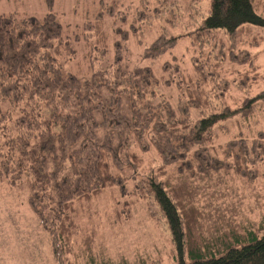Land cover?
I'll return each instance as SVG.
<instances>
[{
  "label": "trees",
  "instance_id": "obj_1",
  "mask_svg": "<svg viewBox=\"0 0 264 264\" xmlns=\"http://www.w3.org/2000/svg\"><path fill=\"white\" fill-rule=\"evenodd\" d=\"M44 1L48 7L53 4ZM106 9L112 16L114 7ZM173 9L168 12L180 15ZM103 12L99 6L89 25H102ZM137 16L142 28L150 14ZM159 30L143 49L139 65L126 63L120 41L112 45V61L102 65L98 61L107 51L104 29H96L104 38L98 39L103 48L89 53L81 44L78 58L53 12L40 17L0 14V179L10 186L28 185V205L50 235L54 259L63 264L68 240L80 227L73 203L108 187L124 192L130 178L123 172L142 161L132 149L153 148L159 167L156 174L135 181L136 190L149 196L165 219L175 264H264V232L252 230L245 239L231 231L233 242L216 255H199L189 246L193 260L186 261L184 252L202 211L193 202L190 182L167 176V166L177 165V173L187 177L226 169L251 181L254 166L264 164L262 130L252 134L239 129V138L218 144L221 160L212 154L214 147H208L214 127L264 110V88L251 92L263 78V68L236 45L254 33L264 39V8L258 9L254 0H209L206 14L186 34L193 53L198 49L187 73L162 60L178 36ZM214 38L217 49H201L216 45ZM74 57L89 67L87 72L68 70L67 61ZM228 69L232 75L225 74ZM172 83L177 106H171L165 91ZM230 86L245 92L240 105L226 102L223 95ZM210 95L215 103L209 102Z\"/></svg>",
  "mask_w": 264,
  "mask_h": 264
},
{
  "label": "rangeland",
  "instance_id": "obj_2",
  "mask_svg": "<svg viewBox=\"0 0 264 264\" xmlns=\"http://www.w3.org/2000/svg\"><path fill=\"white\" fill-rule=\"evenodd\" d=\"M161 1L53 0L52 6L48 7L44 0H0V14L40 17L47 11L53 12L78 58L81 57V44L88 47L89 53L103 48L98 39L104 38L96 29H104L107 51L97 60L102 65L112 61V45L117 41L124 45L122 53L126 63L139 65L143 49L158 35L161 27L178 36L177 43L162 60L178 65L183 72H190L192 56L198 53V49L193 53L186 34L194 30L206 14L209 0H174L170 6L161 4ZM254 4L258 9L264 8V0H254ZM99 6L104 9L102 25L90 26ZM108 6L114 7L112 16L106 14ZM173 8L180 15L168 12ZM140 12L144 16L145 12L150 14L142 28L140 23L143 22H138L137 16ZM240 40L237 47L251 53L256 64L260 65L258 67L263 68V78L251 91L255 93L264 88V39L260 40L258 33H254ZM214 41L216 45L208 43L201 49L206 52L217 49L219 44L215 38ZM66 67L76 73H85L89 68L85 63L76 62L75 57L67 61ZM229 70L225 74L232 75ZM165 91L169 94L167 99L171 106H177L175 84L166 85ZM223 96L234 107L240 105L245 92L230 86ZM208 98L210 103H215L213 95ZM239 129L252 134L264 131V110H259L250 119L237 116L214 127L208 134V147L212 145L215 150L212 154L221 160L218 144L225 145L229 139L239 138ZM251 133L244 137L248 138ZM132 151L141 156L142 161L135 169L128 168L123 172L126 179L130 178L124 192H119L117 187H108L88 200L73 203V216L77 217L80 227L68 240L67 251L62 255L63 264L176 263L172 234L165 219L152 199L136 190L135 181L150 172L156 174L160 159L153 148L144 152L134 147ZM254 167L256 176L248 181L245 176L239 177L226 169H208L206 173L197 172L187 177L186 173H177V165L167 166V176L171 180L174 178L172 181L178 182L185 177L190 182L193 202L202 211L184 252L186 261L193 260L190 247H194L191 251L199 255H216L233 242L232 232L239 234V239H245L248 230L257 235L264 232V164ZM28 193L29 187L25 183L10 186L0 179V264H59L52 255L48 231L28 205Z\"/></svg>",
  "mask_w": 264,
  "mask_h": 264
}]
</instances>
